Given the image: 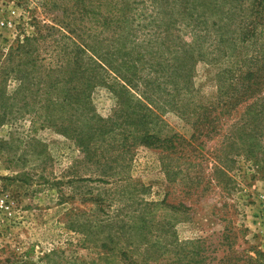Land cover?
<instances>
[{
	"label": "rangeland",
	"instance_id": "obj_1",
	"mask_svg": "<svg viewBox=\"0 0 264 264\" xmlns=\"http://www.w3.org/2000/svg\"><path fill=\"white\" fill-rule=\"evenodd\" d=\"M198 1L0 0V264H264V91L240 95L252 44L228 47L246 10L219 30ZM120 36L137 87L91 70Z\"/></svg>",
	"mask_w": 264,
	"mask_h": 264
},
{
	"label": "trees",
	"instance_id": "obj_2",
	"mask_svg": "<svg viewBox=\"0 0 264 264\" xmlns=\"http://www.w3.org/2000/svg\"><path fill=\"white\" fill-rule=\"evenodd\" d=\"M198 2H199V5L203 7H206V3L208 2V5L211 6L212 9L214 10L212 11L213 13H219V15L221 14V18L224 21V25H222L219 28V30H222V28H224V30H227V28L231 24L234 23V20L236 19L235 16H237L235 12L237 9V8L235 9L236 4H238L239 2L243 3V6L239 7V9L246 10V12L244 13V16H242L240 23L238 24V27L234 29V30H240V31L236 33L235 37L229 38L230 46L228 47H231L232 50L234 51L235 49L239 48L237 47L239 46L238 44H244V45L248 44V46L252 44V48L253 47L254 48L253 50L251 48V50H247L245 53L242 54V61H243L242 66L245 68L240 69L239 79L241 81L237 85L236 89L239 90L240 95H246L248 93H254V94L258 93L259 94L262 91H264V38H263L264 37V0H200ZM126 6H127V3L125 4L124 8ZM117 16H118L117 21H119L121 26H124L122 28L120 27L121 28L120 30H133L132 26H129L132 24V21L129 20V15L124 10L122 9L119 10V14ZM187 16H188V19H190L192 18L193 15L192 13H187ZM205 21L206 20H203V23ZM107 22H109V19L107 20ZM124 40H125V36H120L115 39L114 45L121 43L119 46L116 47L117 51H111L108 49L104 52V57L103 56L101 57V54H98L100 56L99 58L101 62H98L94 57H89L90 60L94 61V66L93 68H91V70H95V71L98 70L99 72L100 70H103V72H106L105 65H107L108 67H110V69H112V71L116 73V75H118L124 82H126L127 85L132 86V87H137L135 83V80H136L135 66L134 64L131 63L132 60L128 59V57L131 55L130 50H134V49L127 50L128 48L124 46L126 43L125 42L122 43ZM260 42H263V43L261 44ZM132 43H133V40H132ZM257 45H260V46L256 47ZM118 52H120L121 56H126V60L119 64L114 65L112 62L108 60V57L114 56V54ZM83 53H84V50L80 46H77L73 52L70 51V53L67 54L70 59L68 64H71L74 62L76 63L82 62L84 60L83 55H82ZM178 58H180L181 62H180V65L177 66L178 69H175L177 70L176 73L178 75H184L185 70L189 68L187 55L183 53L182 55H179ZM157 65L159 66L158 63ZM155 72H157V68ZM96 77H97V73H96ZM249 80H250L251 85H248L247 82H245ZM88 81H89L88 85H90L91 76L88 78ZM51 85L54 86L53 84ZM115 90L121 92L122 94L125 93V95H129V91H130L123 84H119L118 88H116ZM241 97H244V96H241ZM79 101L80 99L70 97L68 100V104H71L72 102L78 103ZM80 112L84 113V110H80ZM138 116L143 120L142 123H146L147 117L145 115H138ZM71 118L70 119L65 118L64 121L70 122L71 124L72 122ZM132 118H133L132 113L127 114L125 123H127V125H132V122L130 121ZM79 121L80 120H76V125L78 127H79ZM139 123H141V120ZM149 123H152V122L150 121ZM69 127H72V126L70 125ZM142 130H143L142 135L132 134V132H136L135 129L129 130L130 132L125 134V138L130 136V137H133L134 140L141 139L142 141L149 142L150 144L154 143L155 141H158V139L153 134H150L149 128H142ZM191 253L192 255L187 259V264H191V263L205 264V257L199 254L200 252L198 253V251L197 252L192 251ZM229 258H232V257H229ZM231 260L232 259H230L231 264H238V261H237L238 259H235L234 262H231ZM121 262L123 264L125 263L126 264H142V262L146 263V260H143V259L138 260L136 258L126 256L122 258Z\"/></svg>",
	"mask_w": 264,
	"mask_h": 264
}]
</instances>
